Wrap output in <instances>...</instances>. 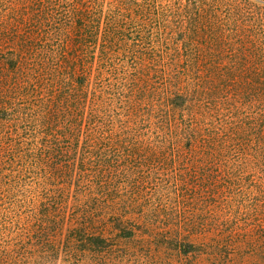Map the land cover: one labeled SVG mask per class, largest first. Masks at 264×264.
<instances>
[{"label":"rangeland","instance_id":"1","mask_svg":"<svg viewBox=\"0 0 264 264\" xmlns=\"http://www.w3.org/2000/svg\"><path fill=\"white\" fill-rule=\"evenodd\" d=\"M0 264H264V0H0Z\"/></svg>","mask_w":264,"mask_h":264},{"label":"trees","instance_id":"2","mask_svg":"<svg viewBox=\"0 0 264 264\" xmlns=\"http://www.w3.org/2000/svg\"><path fill=\"white\" fill-rule=\"evenodd\" d=\"M40 28V27H39ZM82 38H84V35H82L81 37H80V40L82 39ZM17 66V65H16Z\"/></svg>","mask_w":264,"mask_h":264}]
</instances>
